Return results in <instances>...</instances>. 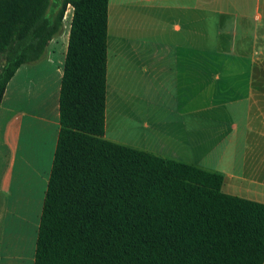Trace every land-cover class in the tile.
Masks as SVG:
<instances>
[{"label":"crops","instance_id":"1","mask_svg":"<svg viewBox=\"0 0 264 264\" xmlns=\"http://www.w3.org/2000/svg\"><path fill=\"white\" fill-rule=\"evenodd\" d=\"M227 1L108 0L104 138L220 174L225 193L264 203V0L256 23L240 11L256 54H201L202 9ZM71 16L67 5L45 57L18 66L0 100V264H35Z\"/></svg>","mask_w":264,"mask_h":264},{"label":"trees","instance_id":"2","mask_svg":"<svg viewBox=\"0 0 264 264\" xmlns=\"http://www.w3.org/2000/svg\"><path fill=\"white\" fill-rule=\"evenodd\" d=\"M72 6L35 264H263L264 203L223 177L104 138L108 0H0V100Z\"/></svg>","mask_w":264,"mask_h":264},{"label":"rangeland","instance_id":"3","mask_svg":"<svg viewBox=\"0 0 264 264\" xmlns=\"http://www.w3.org/2000/svg\"><path fill=\"white\" fill-rule=\"evenodd\" d=\"M219 1V0H218ZM255 0H247L246 6L242 0H228L226 2V11L223 13H216L202 9L201 13V54H227L235 57L247 54H256V30L249 32L248 39L244 42L242 39V32L239 29L242 22L240 16L241 8L248 13L250 18L248 20L243 19V24L248 22L249 25L257 22V19L253 17L256 13L252 14ZM204 5L206 3L204 2ZM231 6V8H230ZM215 10L221 9V4L212 6ZM211 7V9H212ZM230 8V9H229ZM254 15V16H253ZM244 17V16H243ZM111 24L110 19V31L109 36L111 38ZM234 26L236 29L230 30V27ZM240 61L233 62L231 65L234 68H240ZM254 70L255 66H254Z\"/></svg>","mask_w":264,"mask_h":264},{"label":"bare ground","instance_id":"4","mask_svg":"<svg viewBox=\"0 0 264 264\" xmlns=\"http://www.w3.org/2000/svg\"><path fill=\"white\" fill-rule=\"evenodd\" d=\"M70 12H71V10H70V8H69V10H67V12H66V15H65V20L66 21H69V19H70ZM70 24V23H69ZM70 26V25H69Z\"/></svg>","mask_w":264,"mask_h":264}]
</instances>
